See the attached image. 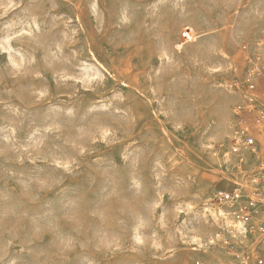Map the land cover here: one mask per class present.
Masks as SVG:
<instances>
[{
	"label": "rangeland",
	"instance_id": "374dc122",
	"mask_svg": "<svg viewBox=\"0 0 264 264\" xmlns=\"http://www.w3.org/2000/svg\"><path fill=\"white\" fill-rule=\"evenodd\" d=\"M258 55L264 0H0V264H264Z\"/></svg>",
	"mask_w": 264,
	"mask_h": 264
},
{
	"label": "built area",
	"instance_id": "2783aa9c",
	"mask_svg": "<svg viewBox=\"0 0 264 264\" xmlns=\"http://www.w3.org/2000/svg\"><path fill=\"white\" fill-rule=\"evenodd\" d=\"M184 36L190 38L191 35L189 32L184 33ZM263 59L261 58L260 55H258L255 59V61L253 62V64L250 66L249 68V75L253 76L254 74L259 73L262 70L263 67ZM263 166V165H262ZM222 197L226 200H228L229 202L232 203H237L238 199H241V195L239 192H233V193H226L224 195H222ZM241 213L238 214L239 216V220L242 222H247L250 218V213L256 209V206L252 205V204H240L239 205Z\"/></svg>",
	"mask_w": 264,
	"mask_h": 264
}]
</instances>
